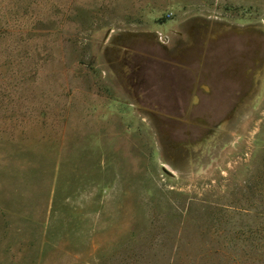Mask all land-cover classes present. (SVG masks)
Masks as SVG:
<instances>
[{"label":"rangeland","instance_id":"obj_1","mask_svg":"<svg viewBox=\"0 0 264 264\" xmlns=\"http://www.w3.org/2000/svg\"><path fill=\"white\" fill-rule=\"evenodd\" d=\"M264 0H0V264H263Z\"/></svg>","mask_w":264,"mask_h":264},{"label":"trees","instance_id":"obj_2","mask_svg":"<svg viewBox=\"0 0 264 264\" xmlns=\"http://www.w3.org/2000/svg\"><path fill=\"white\" fill-rule=\"evenodd\" d=\"M261 263H263V264H264V258H262V260H261Z\"/></svg>","mask_w":264,"mask_h":264}]
</instances>
